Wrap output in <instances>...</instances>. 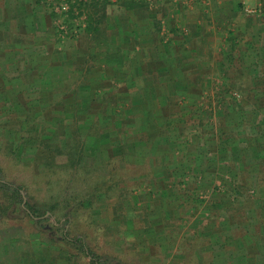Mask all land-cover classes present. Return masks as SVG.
Returning a JSON list of instances; mask_svg holds the SVG:
<instances>
[{
  "label": "rangeland",
  "instance_id": "374dc122",
  "mask_svg": "<svg viewBox=\"0 0 264 264\" xmlns=\"http://www.w3.org/2000/svg\"><path fill=\"white\" fill-rule=\"evenodd\" d=\"M62 1L66 0H0V168L3 179L19 186L25 198H29L32 204L47 208L53 206L54 221L63 220L65 216L69 218V223L55 233L57 238H61L63 229L69 238L82 236L93 251L113 258V263H264V190L256 192L257 189L250 188L247 194L251 202L243 209L241 207L246 204L244 198L248 197L247 194L241 196L238 202L231 198L230 203L224 194L222 196L225 199L220 197L222 199L219 202L223 206L219 207L218 199H214L217 198L214 195L220 192L211 191L213 187H218L223 190L221 193H224L223 181L229 183L230 177L235 174L232 172L230 175L227 159H222L225 154H229L230 150L236 152L239 149L241 151L238 153L244 155L241 147L247 148L252 140L259 138L264 143V115L254 112L256 108L252 101L251 105L244 107L252 115L245 113L243 117L244 113H240L238 119L232 120V115L229 114L231 102L245 100L247 97L243 92L224 85L227 84L225 78L232 74H229V70L226 71L229 58L225 54L232 43L237 44L238 56L243 53L247 55L244 63L242 62L243 67L236 69L234 76H240L243 82H247L251 76H262L260 60L264 61V35L259 33L261 28L264 29V0H236L234 5H225L226 0L174 2V7L178 3L182 4L176 19L181 21L180 17L183 16V28L188 32L183 46L186 45L197 54V59L199 57L201 60L193 65L183 63V67H189L185 70L186 77L174 78L172 82L166 74H171L169 69L173 63L170 61L173 59L174 49L181 51L182 47L180 49V46H174L173 41L167 40L170 33L168 37L161 35L159 38L162 39L159 41L157 38L154 46L160 53H155L152 57L161 56L165 59L163 64L158 61L156 66L168 68V71H161L166 73L164 76L159 74L164 87L153 91L144 90L146 85H151V79L155 75L150 76L147 64H142L143 61L147 62L146 57L151 55L148 51L140 53L138 49H133L134 45L137 46V41H134L131 31L139 11L135 14L129 6L122 7L117 0H106V12L109 15L107 26L113 30L109 31L114 35L110 45L96 47L91 53L90 47L93 43H90L89 36L79 29V26H84L83 16L72 24L69 23L71 20L64 24L66 13L51 20L50 12L56 11ZM164 1L166 2L161 0L157 4L161 12L172 8L171 2L165 4ZM218 2L225 8L220 6L221 9H216L214 4ZM230 6L231 8H228ZM142 15L139 13V16ZM230 17L235 27L233 35L223 30L224 24L228 22L225 20ZM221 21L223 23H220ZM218 23L220 25H217ZM195 25L199 26V30ZM72 34L75 36L71 37ZM176 36L178 40H182V33ZM87 60L86 64L95 65L90 71V76L94 79L86 83L87 86L103 87L104 98L100 109L104 111L110 103L109 100L118 102L125 95L126 106L133 110L128 109L125 112L129 119L126 124H122L121 134L118 136L120 130L117 129V134L110 133L107 144L113 150L110 154L102 157L95 151L96 155L90 157L93 161L89 159L84 169L51 174L43 169L36 150L34 151L28 143L29 138L33 133H38L40 140L48 138L60 146L62 140L71 139L70 135L64 133L65 129L69 131L72 126L70 112L66 116V113L61 114L56 109L65 106L60 104L64 94H72L73 90H76L75 96H84L79 92L80 85L73 83L72 87L71 83L68 85L55 81L42 85V79L46 73L53 79L56 71L49 69L57 66L65 68L57 73L66 77V67L84 66ZM97 77L99 81L96 80ZM142 78H145V83ZM43 90L49 94L44 102L40 103V93ZM258 91L260 94L261 90ZM84 94L91 92L85 91ZM258 105L262 107L264 101ZM244 120L247 121L246 124ZM118 122L121 123L122 119L119 118ZM227 124L233 127V132L240 134L239 141H234L230 131H223ZM109 126L113 127L111 123ZM111 128L109 129L112 130ZM103 130L107 131L108 128ZM123 131L126 133L122 134ZM82 133L83 137L84 132ZM157 135L158 138L155 139ZM161 137V141H167L155 147L156 140ZM240 140H243V143H240ZM170 142L175 145L169 146ZM181 144H185L182 152L178 149ZM252 152L250 149L246 151L252 156L248 158L249 163L256 161ZM258 155H264V150L258 151ZM110 159L114 164L108 169H113L112 173L120 175L121 180L115 188L106 192V196L99 197L92 191L97 183L101 182L105 186L103 177L106 176L107 170L103 169L102 163ZM261 160L258 159L257 164ZM93 163L99 167L94 168ZM250 168L255 181L258 176L260 179L264 177V166L262 171ZM156 172H161L166 177L174 173H184L181 181L184 180L191 191L187 192L183 199H198L194 202L196 209H191V217L186 218V224L180 231L182 233L173 241L174 245L164 233H144L142 238L126 233L129 229L128 218L133 222L132 231L138 232L143 229L144 222L157 219L161 221L160 217L165 216L160 211V202H156L159 192L154 183L160 181ZM161 186L169 192V196L172 194L171 184L163 182ZM183 186L184 184L180 187ZM199 196L205 200H200ZM178 197L181 198L175 196L176 201ZM158 199L168 202L165 196ZM87 201L91 204L90 208L79 206L80 202ZM174 206L179 208L180 214L184 213V205L176 202ZM244 214L248 218L246 221L243 220ZM200 217L202 225L199 227L195 220ZM161 227L160 223L156 231L161 230ZM196 229L206 234L220 231L222 238L225 236L224 239L231 244L229 243L227 248L214 245L211 250L213 252L206 253L200 248V252L195 253L196 258L190 262L179 254L193 253L191 246L182 249L181 244L186 242L185 238L194 237ZM253 232H258L255 234L260 242L258 247L253 246L254 242H248V239L243 240L245 235L249 236V233ZM50 239L47 233L39 232L22 215L14 225L0 226V257L7 258L4 264H22L23 258L26 260L24 264H30V259L37 260L43 256L48 262L50 247L47 242ZM53 249L58 255L55 251L58 248L51 247V250ZM45 260L43 264H48ZM87 261L88 259H84V262Z\"/></svg>",
  "mask_w": 264,
  "mask_h": 264
},
{
  "label": "trees",
  "instance_id": "16d2710c",
  "mask_svg": "<svg viewBox=\"0 0 264 264\" xmlns=\"http://www.w3.org/2000/svg\"><path fill=\"white\" fill-rule=\"evenodd\" d=\"M66 3L68 5V10L66 14L61 11L52 10L49 14L51 20H55L56 18H58L59 14H65L66 19L64 21V24L68 23L70 20L71 22L69 23L72 24L74 20H77L83 16L84 19L82 20V23L84 24V26L83 27L79 26V29L85 32L89 36L90 43H93V45L90 47V52L93 53L96 47L110 45L114 33H112L113 30H110L111 28L107 26L109 15L106 12V6L108 4L106 0H66ZM117 3L120 4L122 7L129 6V8H131L133 10L132 12H135V14H137L138 11L139 13H142L143 14L142 16H139V13L136 15V19H137L136 21L139 20L148 21V19L150 18L148 5L145 0H117ZM240 7L241 6H239L238 8L240 9ZM262 11L264 12V5L262 6ZM159 25H160L159 22H154V32L156 33L160 32V30L158 29ZM109 30L112 32H110ZM58 31L61 32L62 30H58ZM132 34H134V36L136 35L135 37L139 36V34H137L136 31L132 32ZM229 34L233 35V33H229ZM259 34L264 35V29L261 28V32ZM74 36L75 35L72 34L71 37ZM161 39L162 38H159V41ZM236 45L237 44L232 43V46H228L229 49L227 48L228 49L226 50L227 53L225 52L226 56L229 58L226 71L229 70V74L231 72L232 74H230V77H228L226 72L227 77L225 78V80L227 84L224 85L225 86L228 85L229 87L231 86V88L237 90L240 93L243 92V94H245V96L247 97L246 98L247 100L246 99L245 100L243 99L241 101L233 100V102H231L232 105L230 106L229 114L232 115V120L238 119L239 118L238 115L240 113H244L243 117H245V113L252 115L247 110H245L244 107L251 105L252 101H254V103H252L253 106L256 108V111L254 112H258V113L261 112L260 114L264 115V105L262 107L258 105V103L263 104L264 101V61L262 59L260 60L262 64L260 67L262 76L259 77L251 76V78L250 77L248 78L247 82L241 81L240 76L239 77H236V75L234 76V71L236 72V69L238 68L241 69L243 67L244 59L247 58V55L243 53L242 55L238 56L236 54L238 48ZM174 50H175L174 52L175 55L173 54L174 59H172L171 61L173 63L171 64V67L169 69V72L171 71V74H169V79L172 82L174 78L180 74V70H179L180 67L185 66L182 63V60L176 55V53H178L179 50L177 48H175ZM155 52L160 53L157 51V49H155ZM161 59L162 57L160 56V57L152 58V60L146 62L148 73L151 75H155V77L151 79L152 81V82L150 81L151 85L150 86L146 85V87H144L145 88L144 90L149 88L152 89L153 91L154 89H159L160 87H164L163 80H160L161 77L159 76V74L163 75L161 71L162 70L168 71V68H161L160 65L156 66L158 64V61L160 62ZM86 63H88V60L85 61L84 66L72 67V68L66 67L68 70V76L66 77L63 76V74L58 75L57 73V71L62 72L65 69L62 66L61 67L57 66L56 68L55 67L50 68L49 70L56 71V73L54 74L55 77L52 79L50 74L46 73L44 74L45 77L42 79L43 80L42 85H49L53 83V81L59 83H68V85L72 84V87H73V83L78 86L80 85L79 87H81L80 88L81 90H79V92L82 93L84 96L82 98H78L77 97L78 95L75 96V94L77 93L76 90H73L72 94L71 93L64 94L63 100L61 101L60 104L61 105L65 104V106L58 107L56 109V111L59 110L61 114L66 113V116L67 113L70 112V116L72 117V126L69 127V131L65 129L64 133L65 135L66 134L70 135L71 139H69L68 141L62 140L63 142L60 146L58 145V143H54L52 142L51 139L48 138L47 139L43 138V140H40L41 138L38 133H33V135H31V137L29 138L30 141L28 143L31 144L30 146L34 151L36 150L35 152L39 157L43 169L51 174L63 173L66 170L76 171L77 169H84L85 167L84 165L87 161H89V159H91L90 157H92L93 154L96 155V153H94L95 151H97L102 157L106 156L107 153L110 154V151H113L112 148L107 146L110 133L114 132L117 134V130H120L118 132V136H119V134H121L122 124L124 123L126 124L127 119H129L125 114V112L128 109L133 110L132 108L126 106L127 100L124 95L123 96L124 99L123 98L119 99L118 102H115L114 99L109 100L111 104L108 103L104 111H102L100 109V103L104 98V94L102 90L103 87L91 88L87 86L86 83H90L94 79L93 77L90 76V71L95 65L86 64ZM161 63L163 64V62ZM246 69L249 70L248 66H246ZM75 70L77 71L76 73L74 72ZM157 70L159 72H156ZM71 71L73 73L70 74L69 72ZM142 79H143L142 81H144L145 83L144 80L145 78ZM96 80L99 81L98 77ZM257 90H261L260 94L259 91L257 92ZM85 91H90L91 94L85 95L84 94ZM40 94H41V99H40V103H41L44 102L49 92L43 90L41 91ZM67 97H69V99H66ZM118 103L120 104V106ZM98 105L99 108H97ZM147 112L149 114V111ZM119 118L122 119L121 123L118 122ZM235 121L236 120H234V122ZM246 122L247 121H245L244 123L246 124ZM110 123L113 126L112 128L111 126H109ZM115 126H120V128H115ZM103 128L104 129L108 128V130L104 131ZM109 128H111L112 130H110ZM232 129L233 127L230 124L229 125L227 124L226 129L224 128L223 131L226 130L230 131L231 132L230 136H232L234 141L237 140L239 141L238 136L240 134H237L235 131L233 132ZM82 132H84L83 137H82L83 134ZM125 133H126L125 131L122 132V134ZM116 134L114 136H116ZM223 135H225V133ZM157 138L158 135L155 137V139ZM161 139L162 137L156 140L154 144L155 147H157L158 144L167 141V140L161 141ZM257 140H252L251 144H248L247 148L241 147L244 155L238 153L241 150L237 149L236 152H232L230 150L229 154H225L226 156L222 158V159H227L226 162L229 164L228 167L230 170L229 172H231L230 175L232 174V172H234L235 174H233L230 177L231 180L229 183L223 181L224 193H221L223 192V190H220L218 187H213V189L211 190V191H216L217 193L220 192L219 194L214 195L217 197L214 199L216 200L218 199L217 200L218 203L222 199L220 197H223L222 195L224 194L227 195L226 198H228V202L230 203L231 198L233 199V201L237 200L238 202V199L241 196L244 197L245 194L249 192L250 188L257 189L255 190L256 192H258L260 189L264 190V177L260 179L258 176V179H256L255 181L254 180L255 176L252 175V171L250 168L252 167L255 170L257 169L258 171L259 170L262 171V167L264 166V155L258 157L259 156L258 151L262 152L264 150V146H263L264 143H262L261 138ZM242 141L243 140H240V143H243ZM172 145L175 144H173V142H170L169 146ZM178 149H180L182 152L185 149V144H181ZM249 149L252 150L253 151L252 153L254 154V156H256L255 157L256 161L251 163L248 162V158L252 156L251 154L249 155L248 153H246V151ZM220 157H218V159H220ZM112 159L106 161L105 163H102L103 169L107 170L106 176L103 177V179L105 178L103 180L105 182L104 183L105 186H103L101 182L97 183L98 185L96 184L95 185L96 188H94V190L92 191L93 194H98L99 197H103L104 195L106 196V192L108 190L115 188V186L121 180L120 175L118 174L115 175V173H112L113 169L109 170L111 164H114L111 163L113 162ZM258 159H262V160L259 161L257 164ZM91 160L93 161V159ZM94 163H93L94 168L99 167L97 164ZM248 168L249 170H247ZM196 173L197 171L194 174ZM156 175L158 176V178H160L159 182L154 183L158 187V192H159L158 198H164L165 196L168 201L166 202V200H161L158 198L156 199V202H160V211L162 212V215L165 214V216L163 217L161 216L162 218L160 217L161 221L157 219V220H153L154 222L153 221L144 222L143 229L138 232L132 231L131 228L133 227L132 226L133 222L130 218H128L127 225L129 229L127 230L126 233L133 234V236L135 237L139 236L138 238L144 237L145 234L148 235L154 233L156 235H160L164 233L166 236H168V238L174 245L173 241H176L179 233H182L180 231L181 229H183V227L186 224V220H187L186 218L191 217L190 215L191 209L194 210L196 209V205L194 202H197L198 199L190 198V197H186L188 201H185L183 199V197L186 196L187 192L191 191V190L189 191V187L186 185L187 183H185L184 180L181 181V177L185 175L184 173H176V174L174 173L171 174L172 176L169 175L166 177L161 172H156ZM178 179H180V181ZM163 182H167L168 184H171L173 186L172 194L170 196L168 195L169 192H166L162 188L161 183ZM183 184H184L183 188L180 187ZM185 188L187 189L185 190ZM175 196H181V198L178 197L176 201ZM246 196L249 197L248 194ZM248 197L244 198L246 204L244 205V207L242 206L241 209L249 206V202H251V200L250 197L249 198ZM24 198H25V194L19 186L9 183L3 179V172L2 169L0 168V226L14 225V222L18 220V217L20 219V216L23 215L29 220L30 223L34 225L36 229H38L39 232L47 233L48 236L51 238L47 242L48 243L47 245L50 247V249H48L50 250V254L48 257L49 261L47 262L44 258L45 256H43V258H38L37 260L36 258L30 259L29 260L30 264H43L44 260L48 264H80V263L81 264H124L121 263L120 261H116L113 263L114 260L113 258L93 251L89 247L86 239L82 236L69 238L68 233L65 231V229H63L61 238H57L55 236V233L69 223V218L65 216L63 220L54 221L53 211L55 209L53 206H49L48 208L43 206L39 207L37 205L32 204L29 198L28 199L25 198V202H24L23 201ZM199 199L201 200L202 198L199 196ZM203 200L205 199H202V201ZM176 202L177 203L179 202L181 203V205L185 206L184 213L180 214L181 211H179V208L174 206ZM90 205L91 204L89 203V201H87L86 203L80 202L79 204V206L81 207H88V208H90L89 207ZM222 206L221 203H219V207ZM218 209H222V208H218ZM262 210L264 211L263 208ZM232 212H234V210ZM207 213L209 214L210 212ZM243 216H245L243 220L245 221L248 220L245 214ZM195 221L198 222L197 225L199 227L202 225L201 217ZM160 223L162 225L161 230L156 231L157 226ZM255 234H258V232H253V234L249 233V236L245 235L243 237V240L246 241V239H248L249 240L248 242H254L255 245L253 246L258 247L260 242L258 241L259 239L256 238ZM224 237L225 236H223L222 238V235H220V231L215 233L210 232V234L208 233L206 234L205 232L203 231L201 232V230L196 229L194 233V237L185 238L187 239L186 242L181 244L182 249L188 248L187 246H191L190 250H192L193 253L187 255L179 254V256H181L182 258L183 257L187 258L191 262L193 261L194 258H196L195 253L200 252L199 251L201 250L200 248L205 250V253L206 251L213 252L211 250L214 248V245L222 246V248H227L229 243L231 244V242L225 240ZM243 240H241L240 243H242ZM51 247L58 248L55 249L58 255L54 253V249L51 250ZM37 251L40 253L39 246H37ZM1 257H0V264H4L5 262H7V258L4 259V256ZM84 259H88V261L84 262ZM25 261H26L25 258H23V260H21L22 264H24ZM256 261H258V259ZM257 264H264V263L257 262Z\"/></svg>",
  "mask_w": 264,
  "mask_h": 264
},
{
  "label": "crops",
  "instance_id": "0c3cea01",
  "mask_svg": "<svg viewBox=\"0 0 264 264\" xmlns=\"http://www.w3.org/2000/svg\"><path fill=\"white\" fill-rule=\"evenodd\" d=\"M145 1L148 5L150 18L148 19V21H143V20L136 21V20H134V24L132 26L131 32L136 31L137 34H139V36L135 37L136 35L134 36V34H132L133 38L135 39L134 41H137V46L134 45L133 49L134 50L138 49V51L140 53L142 51H148L147 53H149L151 55V57H146L147 62H148V61L152 60V58H156V57H152V55L156 53L154 46H156L155 44L158 41L157 38L159 39V37L161 35H163V36L165 35L166 37H168L169 33H170V36H169L170 38H168L167 40L173 41L174 46H180V49L182 47L181 51H178V53H176L177 57H179L181 60H183L182 63L189 64V65H193L195 63H200L199 60H201V59L199 57L197 59V54L194 53L193 51L189 50L186 45L183 46V42L185 41V38L187 39L186 35L188 34V32L185 30V28H183L185 26V24L184 25L182 24L183 16L180 17L181 21H178L176 19L177 15L181 11L179 6L182 4L178 3L179 4V5L177 4L178 7L177 6L174 7L173 3L174 2L177 3V0H166V2L164 1L165 4L167 2H171L172 8L167 9L165 11L163 10L164 12H161L160 7L157 5L158 2L161 0H145ZM226 1H227V4H225V5H232V4L234 5V1H236V0H226ZM186 2H187V0H186ZM176 3H175V5H176ZM220 6L225 8V6L220 5L219 2L214 4V7H216V9H219ZM173 7H174V9H173ZM222 7H220V9ZM228 8H231V6ZM226 21H228V22H226ZM154 22L160 23V25L158 27V29L160 30L159 33L154 32ZM225 22H226V24H224V28H223L224 32L227 34H229L230 32L233 33V31L235 30V27H234L233 21L231 23V17L229 20H225ZM220 23H223V21H221ZM220 23H218L217 25H220ZM195 27L197 30H199L198 25H195ZM220 28H221V26H220ZM164 32H166V34H164ZM197 32H199V31H197ZM180 33H182V35H183L181 41L178 40V38L176 36V34H180ZM233 34H235V33H233ZM227 37L228 36H226V38ZM226 38H225V40H226ZM225 40L223 39V41H225ZM174 55L172 57H174ZM165 61L166 60L163 58L160 60V62H165ZM171 61H172V58H171ZM142 64L146 65L147 63L143 61ZM186 69H189V67H182L181 66L179 69L180 74L178 76H176L175 78H185L187 75V71H185ZM181 72L183 73V75ZM150 76H152V75L150 74ZM163 76H164V74H163ZM166 76H168V78H169L168 73L166 74Z\"/></svg>",
  "mask_w": 264,
  "mask_h": 264
},
{
  "label": "built area",
  "instance_id": "2783aa9c",
  "mask_svg": "<svg viewBox=\"0 0 264 264\" xmlns=\"http://www.w3.org/2000/svg\"><path fill=\"white\" fill-rule=\"evenodd\" d=\"M68 10V5L66 3V1H62V3L59 4V6L56 8V11H61L66 13Z\"/></svg>",
  "mask_w": 264,
  "mask_h": 264
},
{
  "label": "water",
  "instance_id": "95a60500",
  "mask_svg": "<svg viewBox=\"0 0 264 264\" xmlns=\"http://www.w3.org/2000/svg\"><path fill=\"white\" fill-rule=\"evenodd\" d=\"M23 201L25 202V198L23 199Z\"/></svg>",
  "mask_w": 264,
  "mask_h": 264
}]
</instances>
